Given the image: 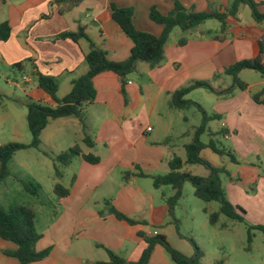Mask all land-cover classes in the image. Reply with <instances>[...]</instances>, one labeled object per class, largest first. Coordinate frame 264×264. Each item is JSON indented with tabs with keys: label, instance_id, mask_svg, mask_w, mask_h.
<instances>
[{
	"label": "crops",
	"instance_id": "1",
	"mask_svg": "<svg viewBox=\"0 0 264 264\" xmlns=\"http://www.w3.org/2000/svg\"><path fill=\"white\" fill-rule=\"evenodd\" d=\"M177 1L194 12L212 7L223 13L232 0ZM253 1L258 4V11L264 13V0ZM111 4L131 9L135 28L154 36L161 34L162 26L149 19L150 8L156 7L162 15L173 9V0H0V25L7 23L10 28L9 38L0 41V70L6 72L2 77L6 87H17L25 96L55 106L51 97L37 87L33 73L56 77L59 82L56 97L64 98L72 89V81L88 71L84 58L89 52V43L85 39L73 42L61 37L79 29L106 52L109 60L127 59L133 44L111 19ZM207 21L191 32L173 29L162 62L155 67L137 63L136 73L129 75L124 84L112 72L95 76V100L85 109L86 135L76 118L48 121L40 135L39 150L28 153L34 154L35 163L29 175L41 188L49 187L54 196L51 200L58 207L52 222L35 244L36 251L49 248L50 253L44 260L31 264L106 262V250L132 264L139 260L146 247L139 233L164 235L176 250L186 256L193 254L185 247V239L179 236L182 223L175 217L179 202L173 209L172 221L168 215L167 199L174 191L170 186L155 188L151 180L153 176L170 172L169 164L174 156L185 161V146L191 142L197 127L191 134L183 131L182 123L188 119L184 111L170 106L171 96L194 81L211 79L213 86L216 75H225L224 69L235 62L252 59L256 54L255 44L264 35V22L257 24L246 6L240 8L235 18H227L224 31L215 20V28L202 29ZM182 36L187 42L180 47L178 39ZM15 65H19L22 72L16 74ZM22 77L29 79L24 82ZM216 81L219 90L213 88L215 100L210 105L211 113L207 114L216 117L218 125L213 127L215 120L210 121L201 140L204 144L216 140L225 153L217 154L205 148L202 150L204 159L214 167H224L226 183L222 181V174L220 178L229 202L246 210L240 188L256 185L254 195L245 200L259 208L260 203H264V179L252 163L258 161L263 165L264 106L252 101L248 83L242 81L247 84L244 90L235 87L225 94L233 80L230 86L224 84V78L218 77ZM259 84L264 87L263 78ZM0 95V146L6 144L2 142L6 133L28 144L31 138L20 128V124L26 122L25 106L12 101L6 91H0ZM13 116L17 117V122L13 121ZM8 118L11 121L5 122ZM10 122L13 125L5 127ZM85 136L90 145L83 141ZM222 140L227 141L228 147ZM74 146L79 147L81 155L61 169V178L57 179L53 159ZM30 150L34 149L18 151L12 159L20 156V166L28 169L25 152ZM82 155L96 157L98 163L90 164ZM244 155H250L252 161L243 160ZM189 167L185 168L188 172ZM40 173L42 178H39ZM56 183L69 189L67 197L57 199L53 192ZM154 190L160 193L159 198ZM111 208L141 224L130 225L118 220L110 213ZM189 213L184 214L191 217ZM175 221L179 223L178 239L172 242V231L170 234L168 230L170 227L176 230ZM15 248L12 243L0 240V264H19L1 253ZM148 264L174 263L165 250L156 245Z\"/></svg>",
	"mask_w": 264,
	"mask_h": 264
},
{
	"label": "trees",
	"instance_id": "2",
	"mask_svg": "<svg viewBox=\"0 0 264 264\" xmlns=\"http://www.w3.org/2000/svg\"><path fill=\"white\" fill-rule=\"evenodd\" d=\"M242 6L250 9L251 16L257 24L264 22V13L258 11V4L253 0H232L223 13L209 7L204 12H194L192 9L187 10L177 0H173V9L167 15H162L156 7L149 10V19L162 26V32L159 36H154L147 32L139 31L133 23V11L129 8H118L111 4L110 16L122 32L133 44L127 59L122 62H113L107 58L104 50L96 46L89 40L83 29H79L76 33L61 34L62 38L70 39L77 42L79 39H85L89 43V52L85 55V62L88 71L83 76L72 81L71 91L62 99H57L56 94L59 82L56 77L44 75L39 72L33 73V79L37 87L51 97L55 102V106L44 104L40 101L25 97L21 102L27 110L26 122L27 128L31 136L28 144L19 142H10L0 146V183H3L10 175V163L14 154L18 151L35 149L39 150L40 135L46 127L49 120L61 118H76L82 126L83 133L86 131L85 109L95 100V89L93 79L95 76L103 72H112L116 74L122 84L126 82L129 75L136 73V65L139 62L148 64L150 67L159 65L164 58L165 45L175 28H179L182 33L191 32L197 29L207 20H215L220 24V30L227 28L226 20L228 17L235 18ZM10 36V28L7 23L0 25V41H6ZM187 38L180 37L178 45L184 46ZM256 54L252 59L242 60L233 63L224 69L225 75L231 76L233 85L231 89H227L225 94H229L235 87L244 90L247 84L239 80L238 75L243 70H251L260 75L264 79V35L256 42ZM15 72H22L19 65L13 67ZM218 77L215 76V79ZM196 89H205L214 92L211 83L204 81H194L187 87L176 90L170 100V106L177 110H189L196 108L201 115V122L195 128L193 138L189 144L185 146V161L174 156L171 160L170 172L164 176L151 177L152 184L155 188L162 186H170L174 191L172 197L167 199L168 215L173 216V209L181 198V190L184 182H189L194 191V196L205 203H217L218 209L214 212H204L208 214V221L211 226L220 223V217L224 216L228 220L238 223L244 222V210L229 202L224 194L221 185V174H225L224 167H214L207 160L200 156V152L209 148L214 153L223 154L225 151L217 146L216 140H210L204 144L200 137L206 133L207 125L216 117L207 114V112L196 102L185 99V96ZM124 94V92H123ZM1 99V95H0ZM252 101L257 105L264 106V89L256 92L251 96ZM86 135V134H85ZM86 145L90 143L83 139ZM81 155L78 146H74L67 151L57 155L53 161L55 162V177L61 178V169L68 166L75 156ZM83 159L90 164H97L98 158L90 155H82ZM231 161L235 159L230 155ZM199 165L208 170L206 177H200L190 174L185 170L186 166ZM21 186L24 191L33 197L39 196L40 185L32 181H22ZM53 192L57 199H62L69 195V189L64 188L60 183H56ZM118 220L125 221L130 225L141 224L114 208L110 209ZM176 231H179V223L175 221ZM227 225L223 223L220 228ZM256 230L264 234V226L255 225L249 227L247 231V241L252 242L254 234L251 232ZM146 243L145 249L142 251L139 260L132 264H148L153 249L156 245L161 246L168 254L170 260L174 264H201L202 254L192 239H188L194 252L191 256H186L178 250L174 249L164 235L146 236L143 233L138 234ZM180 237H182L179 234ZM41 238L35 228V212L27 205L13 204L7 209L0 205V240L10 242L15 245L14 250H2L3 256L15 259L19 264H31L39 262L47 258L50 249L36 251L35 244ZM108 260L106 262H95L93 264H129L123 257L106 250ZM213 264H224L221 259Z\"/></svg>",
	"mask_w": 264,
	"mask_h": 264
},
{
	"label": "rangeland",
	"instance_id": "3",
	"mask_svg": "<svg viewBox=\"0 0 264 264\" xmlns=\"http://www.w3.org/2000/svg\"><path fill=\"white\" fill-rule=\"evenodd\" d=\"M216 22L211 20L207 21L205 24V28H215ZM197 35V33H195ZM189 38V37H188ZM0 91L8 92L15 103H20L24 101L25 96L17 87H11L8 89L6 84L3 81V75L6 73L4 69L0 70ZM17 74V72H16ZM217 76V75H216ZM220 78H224V84L230 86L231 85V77L226 75H218ZM217 77V78H218ZM216 78V79H217ZM240 81H244L251 86V96L256 92L262 90L264 87L259 84L261 81L260 75L251 70H243L239 73L238 76ZM215 82L218 84V81ZM214 81V80H213ZM210 80H204V82H209L212 85L213 82ZM213 83V88L218 91L219 88L217 85ZM215 84V85H214ZM216 92H211L205 89H197L190 92L185 99L198 103L201 107L206 109L207 113H211L210 105L215 100ZM185 116L188 121L182 123L183 131H189L190 134L193 131L195 126H198L201 121V115L197 111L196 108H191L189 110L184 111ZM14 115V114H12ZM9 116V115H8ZM11 121V118L6 119L5 122ZM13 121L17 122V117L13 116ZM20 124V123H19ZM218 125V120L213 122V127ZM13 125V122L10 124H6L5 127H10ZM20 128L24 135H27L28 139L31 138L26 122L20 124ZM250 130V128H249ZM8 131V130H6ZM202 137L200 138V140ZM21 139H17L16 137H12L9 134H5L3 136L2 142H20ZM205 140V138H203ZM202 141V140H201ZM224 141V140H222ZM223 144L228 147L227 141H224ZM230 147L232 146L229 143ZM31 152L27 153L25 158L26 163L29 165L28 169H25L20 166V156L17 159H12L9 167L11 175L3 182L0 183V205L7 209L10 205L13 204H22L30 206L35 212V228L37 233L41 236V234L46 230L47 226L52 222V218L54 217V211L56 210V202H52L54 196H52L49 187L43 185L40 188L39 196L33 197L29 193L23 190L21 186L22 181H32L36 183L30 177V170L35 167L34 157L32 155H28V153H36L35 149L30 150ZM184 152V151H182ZM209 153V150H208ZM204 151L200 152V156L204 158ZM24 157V155L22 156ZM228 158V157H227ZM243 160H250L251 156L244 155L242 156ZM261 165L258 161H253V166L256 168L258 174L261 176L260 178L264 179V159L261 158ZM37 165V164H36ZM189 173L192 175L206 177L208 175V170L199 165H193L189 167ZM43 174H39V178H42ZM227 177L222 174V181H225ZM44 182L48 183L45 179ZM148 183L150 181L148 180ZM245 185V184H243ZM243 187V186H242ZM245 191H244V189ZM241 189V200L246 204V210H244V222L238 223L228 220L226 217H220V223L216 226H211L208 221V214L204 212V209L209 207L210 212L217 211L218 204L217 203H205L194 196L193 187L189 182H184L181 190V198L178 201V206L176 207V220H179L182 225L180 227L179 234L185 239L184 245L190 251L194 252V248L191 242L188 239H192L196 246L199 248L202 254L201 264H213L216 261L221 259L225 260V264H264V234L259 231L252 230L251 232L254 234V238L251 243L247 241V231L249 227L255 225L264 226V203L261 202L259 208H254L253 203L248 201L255 193L256 185H250L249 188L243 187ZM168 189V188H167ZM156 193V198L160 197V193L154 190ZM246 196V197H244ZM248 197L247 200H245ZM52 199V200H51ZM164 206V204H162ZM190 210V211H189ZM59 211V210H58ZM185 211L190 212V216H186ZM171 218V217H170ZM168 217L166 221H168ZM173 218H171V221ZM225 223L227 226L224 228H220V225ZM169 233L171 234V241L178 239L176 230H173L172 227L169 228ZM173 235V236H172ZM169 242V241H168ZM171 245V244H170ZM175 249V248H174ZM180 252V251H179Z\"/></svg>",
	"mask_w": 264,
	"mask_h": 264
},
{
	"label": "built area",
	"instance_id": "4",
	"mask_svg": "<svg viewBox=\"0 0 264 264\" xmlns=\"http://www.w3.org/2000/svg\"><path fill=\"white\" fill-rule=\"evenodd\" d=\"M28 77H22V81H24V82H26V81H28ZM16 84V83H15ZM148 131H150L151 130V128H148L147 129ZM155 235H156V233H155Z\"/></svg>",
	"mask_w": 264,
	"mask_h": 264
}]
</instances>
